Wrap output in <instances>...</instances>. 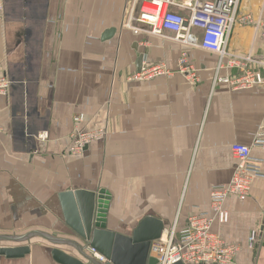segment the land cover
<instances>
[{
  "label": "crops",
  "instance_id": "obj_1",
  "mask_svg": "<svg viewBox=\"0 0 264 264\" xmlns=\"http://www.w3.org/2000/svg\"><path fill=\"white\" fill-rule=\"evenodd\" d=\"M3 6L0 75L11 87L0 96V247L29 251L0 257V264H59L51 249L74 247L67 241L84 245L66 225L58 196L76 188L108 191L106 226L123 234L144 216L160 219L167 232L192 213H210L211 186L227 183L234 170L230 146L250 145L263 119L264 88L234 89L229 79L239 69L227 65L249 55L248 66L262 68L260 29L235 24L227 55L219 57L135 35L124 26L126 0H3ZM238 13L263 18L264 0H240ZM182 50L198 81L176 72L129 80L139 54L142 64L176 70ZM77 114L80 129L105 130L79 156L69 153ZM44 132L47 138L38 139ZM251 154L261 159L262 175L244 200L227 197L229 221L213 224L240 247L237 264H264V150L253 147ZM253 230L259 237L249 247ZM75 250L71 255L86 263Z\"/></svg>",
  "mask_w": 264,
  "mask_h": 264
},
{
  "label": "built area",
  "instance_id": "obj_2",
  "mask_svg": "<svg viewBox=\"0 0 264 264\" xmlns=\"http://www.w3.org/2000/svg\"><path fill=\"white\" fill-rule=\"evenodd\" d=\"M240 0H126V20L124 26L135 35L147 33L179 42L188 48H200L219 55H227V38L235 24L253 25L260 29L264 37V17L254 19L251 15L238 13ZM3 0H0V17L3 15ZM199 27L200 33L193 31ZM171 35H167V34ZM254 60L247 55L241 60L231 58L228 66L239 69L238 75L229 79L234 89L252 87L264 88V64L260 70L248 66ZM220 63L218 64V68ZM174 72L187 77L189 81H198L193 63L187 50H182L177 59L176 70L169 69L162 62L143 63L139 71L129 76L131 81H143ZM221 80V78H217ZM11 81L5 74L0 75V96H7ZM81 114L73 117V129L70 133L72 146L69 153L79 156L93 141L101 139L103 128L82 130L78 124ZM38 139L45 140L47 133H40ZM264 150V114L261 125L253 135L250 145L235 143L230 153L235 166L227 183L212 185L209 193L210 213H192L180 229L174 227L162 232L151 247V254L157 264H237L238 245L227 243L213 230V224L224 225L229 221V213L223 203L229 196L244 200L250 193L254 180L261 176V159L252 156L251 149ZM259 237L256 230L251 231L248 243L252 247ZM88 255L98 262L105 258L94 248L87 247Z\"/></svg>",
  "mask_w": 264,
  "mask_h": 264
},
{
  "label": "water",
  "instance_id": "obj_3",
  "mask_svg": "<svg viewBox=\"0 0 264 264\" xmlns=\"http://www.w3.org/2000/svg\"><path fill=\"white\" fill-rule=\"evenodd\" d=\"M111 31L107 32L108 34ZM106 37V34L104 35ZM144 59L138 55L136 67L139 71ZM62 213L66 225L84 242V245L71 243L79 251L86 263L76 256L53 248L52 258L59 264H157V259L151 254L152 244L160 238L164 225L158 218L142 217L129 234L110 230L106 226V215L110 201V194L105 189L89 191L76 188L59 193ZM94 248L104 258L98 262L89 256L85 249ZM25 247H0V257H19L27 253ZM174 264H182L176 262Z\"/></svg>",
  "mask_w": 264,
  "mask_h": 264
},
{
  "label": "rangeland",
  "instance_id": "obj_4",
  "mask_svg": "<svg viewBox=\"0 0 264 264\" xmlns=\"http://www.w3.org/2000/svg\"><path fill=\"white\" fill-rule=\"evenodd\" d=\"M108 213V212H107ZM126 230V229H125ZM127 231H129V230H127ZM45 243L47 244L48 242L47 241H45ZM49 247H50V244L48 245ZM63 247V249L65 250V252L67 251V253H69L70 255L72 254V252L74 251L75 252V254L77 253V251L75 250V248L73 247V246H69V245H67V246H62ZM62 249V250H63Z\"/></svg>",
  "mask_w": 264,
  "mask_h": 264
}]
</instances>
